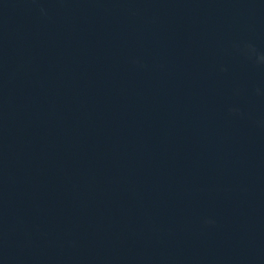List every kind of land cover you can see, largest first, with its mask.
<instances>
[{
    "label": "water",
    "instance_id": "water-1",
    "mask_svg": "<svg viewBox=\"0 0 264 264\" xmlns=\"http://www.w3.org/2000/svg\"><path fill=\"white\" fill-rule=\"evenodd\" d=\"M0 264H264V0H0Z\"/></svg>",
    "mask_w": 264,
    "mask_h": 264
}]
</instances>
